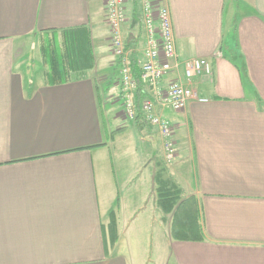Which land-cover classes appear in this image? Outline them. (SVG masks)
Wrapping results in <instances>:
<instances>
[{"label": "crops", "instance_id": "1", "mask_svg": "<svg viewBox=\"0 0 264 264\" xmlns=\"http://www.w3.org/2000/svg\"><path fill=\"white\" fill-rule=\"evenodd\" d=\"M161 3L180 63L161 86L184 78L188 59L213 69L191 84L207 102L158 109L174 127L171 164L158 127L124 117L106 0H0V264H264V0ZM126 8L122 38L139 73L140 0ZM37 36L65 82L30 74L25 42ZM151 90L139 86V106ZM117 139L135 158L122 175ZM134 217L151 247L157 234L152 257L134 256Z\"/></svg>", "mask_w": 264, "mask_h": 264}, {"label": "built area", "instance_id": "2", "mask_svg": "<svg viewBox=\"0 0 264 264\" xmlns=\"http://www.w3.org/2000/svg\"><path fill=\"white\" fill-rule=\"evenodd\" d=\"M143 24L147 32V45L135 72L122 38V25L127 21L126 0H106V20L110 27V44L118 60L120 85L122 87L123 114L128 121H135L142 113L148 124L158 127L164 138V161L169 164L176 156L174 127L158 109L184 110L191 100L207 102L191 86L195 77L210 75L212 64L206 58H192L184 62V78L171 81L166 88L161 86L164 77L179 68L172 18L169 8L161 0H140ZM140 85L152 89L151 97L139 106L136 91Z\"/></svg>", "mask_w": 264, "mask_h": 264}, {"label": "rangeland", "instance_id": "3", "mask_svg": "<svg viewBox=\"0 0 264 264\" xmlns=\"http://www.w3.org/2000/svg\"><path fill=\"white\" fill-rule=\"evenodd\" d=\"M43 43H45V40L43 41V38L42 37H38V36L35 37V38L34 37H29V38L26 39V42H25V47L27 49L31 50L30 58H34L35 59V62L32 63L31 67L32 68L34 67V69L36 71L33 70V72H30V74L32 73L35 78H37L38 75L42 74V69L44 71L49 69V66L46 65V60L44 59L43 54H42V50H41L42 46L44 45ZM44 46L47 47V48L49 47V45H47V44L44 45ZM42 60H43V62H42ZM118 139H117L118 142L116 144H119V145L116 148L115 162L117 163L118 172L120 171L119 174L122 175L121 170L119 168V165L125 164L127 162L134 163L135 158L133 159V156H130L129 152H130L131 148L129 146V143L125 142V140H123L122 143H121ZM174 141H175V137H174ZM121 145H123L125 147V149L124 148L123 149H119ZM124 150H125V152L123 153ZM175 157H174V159H175ZM171 163H169V164H171ZM150 170H151V167L148 168V169H144L143 168V171H141V173L139 172V174H136V175L137 176H144V177L147 176L148 177L149 174L151 173ZM130 192H132V190H130ZM135 213L137 214L136 216L138 218V217H140L142 215V210L138 209ZM132 221H133V223L131 224L132 225L131 226L132 233L135 232V231H139L138 225L140 224L139 223L140 219L138 220V219H136V217H134ZM157 222H159V221H157ZM169 232H170V235L172 236L171 230ZM142 234H143V236H142ZM165 234H166V236L169 235L168 231H166ZM147 236H148V233H146V232H135L134 234H132V240H133V242H132L133 243L132 250L134 252V256L135 257L138 256L140 258V257L146 255L149 258L150 256L152 257V256L155 255V253H156V247L155 246H156V243H157V241H156L157 234L155 233V236H154L155 240H154L153 247L150 246V242H149V239H148ZM127 239H128V236L125 237V241ZM123 243L124 244H123L122 247H123V250L126 252L127 251V246H126V243L124 241H123ZM132 250H130V251L132 252ZM149 264H152V263H149Z\"/></svg>", "mask_w": 264, "mask_h": 264}, {"label": "trees", "instance_id": "4", "mask_svg": "<svg viewBox=\"0 0 264 264\" xmlns=\"http://www.w3.org/2000/svg\"><path fill=\"white\" fill-rule=\"evenodd\" d=\"M136 0H133V2H135ZM139 2V0H138ZM136 6H137V2H136ZM55 64L53 65H50L49 67V70L47 71V80L50 82V83H56V82H65V80L67 79V72L65 71L66 70V67L64 65H62L60 59L58 58H55ZM165 188V186H163ZM163 188V189H164ZM172 191L171 190V187L167 188V189H164L165 191ZM169 200H170V203L173 204L175 203L176 201L174 200L173 197H169Z\"/></svg>", "mask_w": 264, "mask_h": 264}]
</instances>
